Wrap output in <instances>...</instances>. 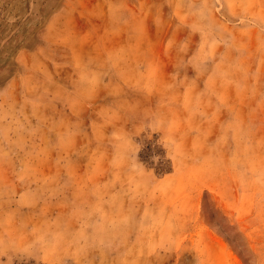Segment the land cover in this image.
<instances>
[{
    "label": "rangeland",
    "instance_id": "rangeland-1",
    "mask_svg": "<svg viewBox=\"0 0 264 264\" xmlns=\"http://www.w3.org/2000/svg\"><path fill=\"white\" fill-rule=\"evenodd\" d=\"M0 264H264V0H0Z\"/></svg>",
    "mask_w": 264,
    "mask_h": 264
},
{
    "label": "trees",
    "instance_id": "trees-1",
    "mask_svg": "<svg viewBox=\"0 0 264 264\" xmlns=\"http://www.w3.org/2000/svg\"><path fill=\"white\" fill-rule=\"evenodd\" d=\"M165 173H168V171H167V169L162 167L160 173H158V174H165Z\"/></svg>",
    "mask_w": 264,
    "mask_h": 264
}]
</instances>
